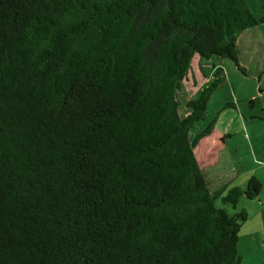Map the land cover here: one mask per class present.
<instances>
[{
	"label": "trees",
	"instance_id": "obj_1",
	"mask_svg": "<svg viewBox=\"0 0 264 264\" xmlns=\"http://www.w3.org/2000/svg\"><path fill=\"white\" fill-rule=\"evenodd\" d=\"M260 23L246 0H0V264H243L262 182L212 186L215 120L191 135L224 69L179 94Z\"/></svg>",
	"mask_w": 264,
	"mask_h": 264
},
{
	"label": "rangeland",
	"instance_id": "obj_2",
	"mask_svg": "<svg viewBox=\"0 0 264 264\" xmlns=\"http://www.w3.org/2000/svg\"><path fill=\"white\" fill-rule=\"evenodd\" d=\"M254 15L264 14V0H246ZM256 34V36H255ZM239 66L231 57L204 59L195 55L192 70L180 90L181 109L185 103L200 95L201 90L215 78L216 68L224 69V81L217 87L208 104L206 116L197 121L191 135L204 131L212 121L210 134L196 147V155L206 169L212 186L226 185L225 193L242 187L255 175L262 182L260 199H243L238 208L246 207L250 214L240 234L239 251L243 264H263L261 239L253 240L252 230H264V23L246 30L239 42ZM260 98V100H259ZM255 99L254 104L251 101ZM232 103L236 107L231 106ZM182 111V113H183ZM254 115V118H252ZM257 115H263L259 117ZM222 138L226 143H222ZM217 205L223 207L220 199ZM231 213L233 206L227 205Z\"/></svg>",
	"mask_w": 264,
	"mask_h": 264
},
{
	"label": "crops",
	"instance_id": "obj_3",
	"mask_svg": "<svg viewBox=\"0 0 264 264\" xmlns=\"http://www.w3.org/2000/svg\"><path fill=\"white\" fill-rule=\"evenodd\" d=\"M257 26H255V27H253V28H256ZM251 29V28H250ZM249 30V29H248ZM243 34H244V32H243ZM242 34V35H243ZM255 36H256V34H255ZM262 89H264V87H263V85L261 84V86H260ZM260 93H262L261 94V98H263L264 97V90L263 91H260ZM259 100H260V98H259ZM235 104V103H234ZM235 107H236V104H235ZM257 116H259V117H263V115H257ZM252 118H254V115H252ZM222 143H226V141L224 140V138H222ZM208 173V172H207ZM253 176H255V175H253ZM246 185V184H245ZM244 185V186H245ZM220 185H214V187H219ZM244 186H242V187H244ZM259 199H260V196L258 197ZM243 199H246V198H242L241 199V201L243 200ZM250 200H253V199H250ZM240 201V202H241ZM246 201H248L247 199L245 200V202ZM246 207H247V205H245ZM246 207H244V206H242V208H246ZM247 209V208H246ZM244 226V225H243ZM252 238H253V240H256L257 242H258V240L259 239H261L260 241H261V245H260V247L262 248V246H263V252H264V230L263 229H261V230H256V229H253L252 230ZM257 238H258V240H257Z\"/></svg>",
	"mask_w": 264,
	"mask_h": 264
}]
</instances>
